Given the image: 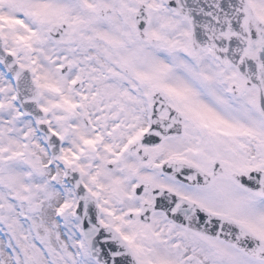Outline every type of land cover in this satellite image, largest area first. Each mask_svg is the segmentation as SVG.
<instances>
[{
    "label": "snow or ice",
    "instance_id": "6c2138e0",
    "mask_svg": "<svg viewBox=\"0 0 264 264\" xmlns=\"http://www.w3.org/2000/svg\"><path fill=\"white\" fill-rule=\"evenodd\" d=\"M0 264H264V0H0Z\"/></svg>",
    "mask_w": 264,
    "mask_h": 264
}]
</instances>
